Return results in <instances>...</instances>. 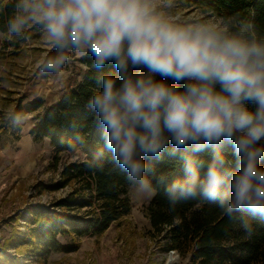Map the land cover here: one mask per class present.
<instances>
[{"label":"clouds","instance_id":"obj_1","mask_svg":"<svg viewBox=\"0 0 264 264\" xmlns=\"http://www.w3.org/2000/svg\"><path fill=\"white\" fill-rule=\"evenodd\" d=\"M3 7L9 40H29L36 30L54 50L37 62L38 77L59 80L74 57L91 59L94 87L84 107L101 130L96 161L108 154L137 195L159 186L173 209L215 203L253 234L248 217L264 219V26L239 12L190 17L181 0H7ZM26 120L14 110L0 116L11 127ZM63 143L78 153L86 139L78 133ZM204 151L210 159L197 155ZM165 154L180 157L183 177L157 174Z\"/></svg>","mask_w":264,"mask_h":264},{"label":"trees","instance_id":"obj_2","mask_svg":"<svg viewBox=\"0 0 264 264\" xmlns=\"http://www.w3.org/2000/svg\"><path fill=\"white\" fill-rule=\"evenodd\" d=\"M183 1L188 7L219 17L239 12L264 26V0ZM6 3L7 0H0V31L4 34L1 60L23 57L27 48L26 40H9L6 35V11L3 7ZM40 35L32 30L30 37ZM47 54H54V50L48 49ZM81 60L86 64L82 78L73 79L63 88L58 99L48 104L41 97L27 102L23 95L13 97L15 92L2 85V81L10 77L0 76V116L11 110L25 115L36 113L30 133L36 140L49 139L54 148L50 165L54 169L61 165L58 176L35 184L37 191L67 188L62 197L48 204L38 202L29 208L24 231L26 241L22 243L31 246V251L42 259L55 251L76 250L80 237L101 235L131 209L125 174L108 161V154L96 161L95 153L103 144L101 130L94 125L93 116L84 107L94 87V71L90 67V58L82 57ZM110 70L114 71L111 66ZM7 130L16 133L20 127H11L0 121V132ZM78 133L85 137L86 144L80 152L71 153L63 142L74 139ZM224 151L229 159L233 158L230 146ZM66 155L70 157L64 159ZM197 155L210 159L208 151ZM156 172L167 173L170 179L180 178L184 175L183 163L178 155L165 154L156 163ZM146 214L154 232L161 233L165 227L170 228L169 248L182 249L192 244L193 259L199 264H264V219L248 217L254 227L253 234L249 236L241 228L239 219L222 215L215 203L187 201L178 203L173 209L159 186L147 205ZM61 237H71V240L63 242ZM19 261L20 258L16 257L10 259L12 264Z\"/></svg>","mask_w":264,"mask_h":264},{"label":"rangeland","instance_id":"obj_3","mask_svg":"<svg viewBox=\"0 0 264 264\" xmlns=\"http://www.w3.org/2000/svg\"><path fill=\"white\" fill-rule=\"evenodd\" d=\"M181 11L190 17H219L188 7L183 0ZM3 37L0 32V52ZM26 43L23 57L0 59V76L10 77L5 78L2 85L15 92L13 97L23 95L25 102L41 97L48 104L57 100L73 79L82 78L86 69L82 57H74L59 80L38 77L37 62L50 47L42 35L30 37ZM26 116L27 120L18 132H0V264H12L10 259L15 257L20 258L17 264H199L193 259L192 244L182 249L169 248V227L161 233L153 231L146 209L156 192L151 196L137 195L130 186L126 189L131 202L130 212L112 223L104 233L83 235L79 238V247L70 252L55 251L44 259L34 254L31 246L22 243L26 241L24 231L29 208L38 202L48 204L62 197L67 188L37 191L35 184L58 176L61 165L57 169L50 165L54 148L49 139L36 140L30 133L36 113ZM69 157L66 155L64 159ZM61 240L69 242L71 237H61Z\"/></svg>","mask_w":264,"mask_h":264},{"label":"crops","instance_id":"obj_4","mask_svg":"<svg viewBox=\"0 0 264 264\" xmlns=\"http://www.w3.org/2000/svg\"><path fill=\"white\" fill-rule=\"evenodd\" d=\"M0 32H2V31H0Z\"/></svg>","mask_w":264,"mask_h":264}]
</instances>
